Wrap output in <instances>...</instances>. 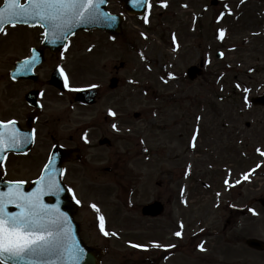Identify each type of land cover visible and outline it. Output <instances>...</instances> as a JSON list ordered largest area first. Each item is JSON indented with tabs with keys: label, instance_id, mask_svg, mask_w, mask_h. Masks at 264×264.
<instances>
[{
	"label": "rangeland",
	"instance_id": "1",
	"mask_svg": "<svg viewBox=\"0 0 264 264\" xmlns=\"http://www.w3.org/2000/svg\"><path fill=\"white\" fill-rule=\"evenodd\" d=\"M219 1L214 8L211 0H153L149 22L130 20L122 39L112 42L101 34H88L78 41L84 47L96 45L89 55L80 48L70 63L78 84H107L117 71L124 82L119 91L106 93L99 107L128 96L124 108L146 115L142 122L131 116L126 135L124 129L115 134L122 136L113 149L96 151L91 157L94 174L81 172L70 180L83 202L77 220L85 239L107 251L104 264H264V252L246 246L248 239L264 240V208L258 201L264 196V156L257 152H264V108L249 106L250 97L264 93V0ZM164 2L166 8L161 6ZM113 4L119 10L117 0ZM256 32L262 35L255 37ZM5 40L0 46L2 71L13 57ZM218 52L224 54L221 60ZM24 56L22 52L20 57ZM202 58L205 77L189 81L187 69ZM169 73L175 79H169ZM215 74L221 76L220 82ZM244 87L251 91L243 92ZM38 164L36 160L35 169ZM106 168L114 174L106 173ZM24 173L21 169L19 177H26ZM37 174L34 170L28 177ZM225 179L233 186H226ZM191 183L193 187L188 186ZM181 184L186 193L178 205ZM160 196L164 201L175 198L165 215L143 217L141 207ZM100 215L115 236H99L95 221ZM181 223L182 237H176ZM153 242L162 247L153 248ZM132 244L149 251L139 253ZM200 244L206 251L199 250ZM163 254L167 257L160 262Z\"/></svg>",
	"mask_w": 264,
	"mask_h": 264
},
{
	"label": "flooded vegetation",
	"instance_id": "2",
	"mask_svg": "<svg viewBox=\"0 0 264 264\" xmlns=\"http://www.w3.org/2000/svg\"><path fill=\"white\" fill-rule=\"evenodd\" d=\"M2 2L3 0H0V5ZM6 30L7 36L0 35V46L3 44L2 40L6 39L3 42L12 46L13 57L6 70L2 71L0 68V120L14 119L17 121V128L21 132L31 136L35 130V137L32 147L30 143H27L19 151L7 154L4 164L7 171L5 173L3 168H0V177L8 181L24 179L28 182L26 186L29 187L48 162L53 149L60 147L62 152L73 151L71 155L74 161L64 164V177L76 196L78 188L76 184L74 185L70 181L71 177L78 176L81 172H85L86 176L94 174L95 167L91 157H96V151L99 148L113 149L116 140L121 139V134L115 135L117 131L113 130L112 124L115 123L119 130L124 129L123 135H126V131L130 128L132 114L124 108L123 104L128 96L122 97V102L119 101L113 105V99H111L113 95H110V104L106 105L105 108L99 107L102 106L105 97L108 95L106 93L114 94L122 88L123 79L117 71L111 76L107 84L99 86L98 82L96 83L98 87H95V90L98 93L93 103L77 102L76 95L78 92L92 89L78 84L74 70L70 68V63L80 47L77 44L73 45L70 41L67 45V51L64 49L54 52L43 45L44 38L41 35L43 30L39 27L19 25L16 28L7 27ZM18 30H24L28 33V44L27 33H21ZM29 45H31L30 50L27 47ZM32 49H35L39 55L36 62L37 67L34 70L36 77L31 76L29 71H18L22 62L32 56ZM22 52H25V58L20 57ZM61 56L64 59H61ZM21 58L24 59L20 60ZM42 59V63H38ZM11 63H14L12 67ZM58 67L65 69L71 87L80 89L79 91H69L66 88L62 89L52 85L53 76H57L55 71ZM13 71H16L15 76L12 75ZM112 79L118 81L115 88L110 87ZM4 102L10 107L5 108ZM108 102L106 100V103ZM109 109L115 111L117 115L115 117L108 115ZM139 120H146V115L141 114ZM101 122L103 124L100 125ZM101 128L104 131L99 136ZM85 134H87V142L84 139ZM39 148L41 151L37 152ZM78 158L79 161H77ZM36 160H39V164L35 169ZM21 169L25 170L26 177H19ZM34 170H38V174L29 178L28 175H32ZM106 173L114 174V172L108 171ZM159 185L160 187L163 186L162 183ZM162 198L163 196H160L157 199L166 205L173 204L175 200L174 197H169L167 201ZM95 224L100 236L99 221H95ZM82 234L85 238L83 228Z\"/></svg>",
	"mask_w": 264,
	"mask_h": 264
},
{
	"label": "snow or ice",
	"instance_id": "3",
	"mask_svg": "<svg viewBox=\"0 0 264 264\" xmlns=\"http://www.w3.org/2000/svg\"><path fill=\"white\" fill-rule=\"evenodd\" d=\"M105 0H3L0 6V35L7 36L6 26L16 28L19 25H28L43 29L41 35L45 41L56 42L65 39L69 33L78 25L97 21L101 15L107 20H113L107 13L101 14L100 5ZM133 7H147L150 11L153 7L150 0H131ZM162 7H167L164 2ZM187 7V5H184ZM225 7H227L225 5ZM36 22L30 24V22ZM147 17L144 23H148ZM141 35H144L141 33ZM224 30H221L219 37L223 39ZM147 39V37H145ZM175 40V37H173ZM178 47V46H177ZM67 51V47L65 48ZM223 53L220 56L223 57ZM143 58V57H142ZM39 55L35 49H32V56L22 62L18 71L27 72L37 62ZM61 59H64L61 56ZM60 75L64 79V87L69 91H79L70 85V79L63 67H58ZM250 71H253L250 69ZM169 79L175 77L169 73ZM167 83V80L164 81ZM95 88L98 85L93 84ZM240 89L241 85L236 84ZM251 89L244 87L243 92L248 93ZM244 103L248 105V97L244 96ZM250 106V105H249ZM108 115L115 117L117 113L111 109ZM113 130L119 131L115 123L112 124ZM198 130L193 135L191 147H196V136ZM35 137V130L31 136L21 132L17 128V121L14 119L0 120V168L4 167L6 153L19 151L24 144L32 143ZM87 142V134L84 136ZM147 151V149H145ZM257 152L264 156V152L257 149ZM190 167V166H189ZM259 167V165L257 166ZM54 163L49 158L41 170L39 178L33 183L37 186L33 191L26 192L24 185L28 183L24 179L9 180L7 190L0 192V264H53L51 258L55 257L61 264H78L82 250L78 247L76 241L72 239L71 227L68 217L55 205H49L44 202L46 195H57L64 189L61 183L56 179V173L53 171ZM253 172L255 169L252 170ZM62 174V172H61ZM245 174L244 179L249 178ZM226 186L229 180L224 181ZM236 183H240L237 181ZM219 195V194H218ZM73 199L77 204L80 200L76 199L73 192ZM9 205H13L18 211H8ZM97 213L100 209L95 205H90ZM253 215H257L255 210L249 209ZM99 229L105 236H115L116 233H109L105 230V217L100 215ZM180 230L176 231V237H182L184 228L183 223L179 225ZM133 248L147 250V247L139 244H132ZM153 248H161L158 242H153ZM168 247H175L169 245ZM201 252L206 251L203 244L198 245Z\"/></svg>",
	"mask_w": 264,
	"mask_h": 264
},
{
	"label": "water",
	"instance_id": "4",
	"mask_svg": "<svg viewBox=\"0 0 264 264\" xmlns=\"http://www.w3.org/2000/svg\"><path fill=\"white\" fill-rule=\"evenodd\" d=\"M102 7L101 6V12H102ZM124 7L126 10H128L130 13L135 14V15H142L146 9L145 7H133L131 0H126ZM100 27L106 31H109L111 33L115 34H120V21L116 22L114 19L113 20H103V21H98V22H92L91 23H85L80 26L79 29H90V28H96ZM200 73V70H198L196 67L191 68L189 70V75L190 78L193 80L196 78V76ZM256 103H263L264 104V98L259 99L256 101ZM60 163H55L54 162V168L53 171L56 173V179L60 181L61 187L64 189L62 192H60L57 195H46L44 197V202L49 205H55L57 206L61 212L65 213L66 216L68 217L70 227H71V233H72V239H74L78 245V247L82 250V254L80 256V259L78 261V264H101V259L104 255V253L100 250H94L89 247H87L84 242L80 238L79 234V227L74 221V214L77 211V208L70 199V195L66 187L63 185L62 180H61V170H60ZM37 186L34 184V189ZM7 189V183L0 182V190L1 191H6ZM52 198L53 202H49V199ZM8 211L10 212H15L18 211L13 205H9ZM144 214L145 215H150L153 217H157L161 215L163 212V207L159 203H155L152 205H148L144 209ZM248 245L254 249L258 250H263L264 245L258 240H250L248 242ZM53 260V264H61V261H59L57 258L53 257L51 258ZM64 264H67V262H64Z\"/></svg>",
	"mask_w": 264,
	"mask_h": 264
}]
</instances>
